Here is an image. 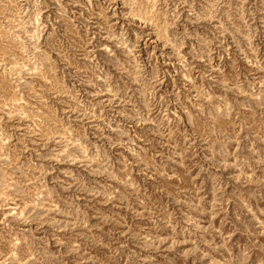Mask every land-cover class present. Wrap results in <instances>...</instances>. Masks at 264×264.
Segmentation results:
<instances>
[{
	"label": "rangeland",
	"instance_id": "obj_1",
	"mask_svg": "<svg viewBox=\"0 0 264 264\" xmlns=\"http://www.w3.org/2000/svg\"><path fill=\"white\" fill-rule=\"evenodd\" d=\"M0 264H264V0H0Z\"/></svg>",
	"mask_w": 264,
	"mask_h": 264
}]
</instances>
